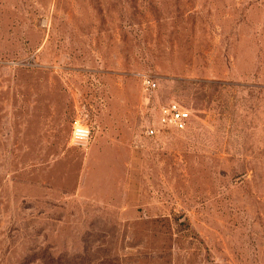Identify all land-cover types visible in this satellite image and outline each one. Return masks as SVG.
<instances>
[{
	"label": "rangeland",
	"instance_id": "374dc122",
	"mask_svg": "<svg viewBox=\"0 0 264 264\" xmlns=\"http://www.w3.org/2000/svg\"><path fill=\"white\" fill-rule=\"evenodd\" d=\"M0 264H264V0H0Z\"/></svg>",
	"mask_w": 264,
	"mask_h": 264
},
{
	"label": "built area",
	"instance_id": "2783aa9c",
	"mask_svg": "<svg viewBox=\"0 0 264 264\" xmlns=\"http://www.w3.org/2000/svg\"><path fill=\"white\" fill-rule=\"evenodd\" d=\"M157 87V82L150 76H143L144 92L152 96ZM191 120V111L178 101H171L155 108L152 118L145 126V135L155 137L167 130L183 131L187 129ZM92 138L91 129L82 123L73 125L71 143L80 148H86Z\"/></svg>",
	"mask_w": 264,
	"mask_h": 264
}]
</instances>
